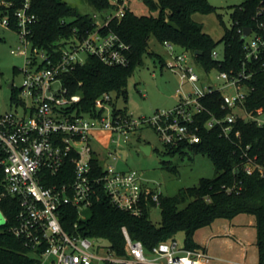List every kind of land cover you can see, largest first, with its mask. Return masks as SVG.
Listing matches in <instances>:
<instances>
[{
	"label": "built area",
	"instance_id": "2783aa9c",
	"mask_svg": "<svg viewBox=\"0 0 264 264\" xmlns=\"http://www.w3.org/2000/svg\"><path fill=\"white\" fill-rule=\"evenodd\" d=\"M118 9L106 12L104 22L88 32L70 47H63L58 54L34 48L30 36L37 21L31 12V2L26 0L14 13L15 26L21 46L15 55L25 57L21 70L24 81L19 88L18 106L21 112L0 115V209L6 224L9 217L1 206L11 196L17 200L15 225L10 231L25 241L31 255L41 264H209L211 256L203 249L181 248L177 241H164L148 250L142 241L131 239L123 228L126 239L125 255L119 256L99 240L83 236L76 230L80 221H86L95 184H103L113 204L135 217L144 214L151 204L160 206V195L145 190L136 171H119L117 165L103 166V174L96 175L92 167L95 150L94 133L111 134L115 150L107 155L113 161L121 159L122 140L127 142L132 133L144 125L152 127L166 147L179 148L202 141V127L218 129L227 139L234 138L243 150V169L248 175L258 173L264 178V164L258 155L250 154L251 145L243 147L239 120L264 128V110L256 113L247 110L246 102L254 88L251 80L259 70H264V0H261L253 17L254 26L244 39L245 58L242 66L228 72L217 71L220 85H201L202 78L194 66L190 52H179L173 44L165 42L171 61L166 66L180 75L181 88L177 91L178 105L169 110H158L151 117L136 120L129 112H122L113 100V93H106L95 101V115H79L76 105L83 100L80 94L69 95L63 76L83 66L90 56L109 67L129 64L130 46L113 32L102 29L117 18L122 19L127 10V0H115ZM7 8L11 3L0 1ZM98 20V16L94 15ZM3 27H12L8 15L0 18ZM244 29L240 30L242 38ZM214 60L221 61L215 50ZM210 74V72H206ZM59 87H56V84ZM189 85L191 91L183 89ZM219 92L222 94V111L218 116L209 111L203 100ZM74 108V110H71ZM208 118L202 121V116ZM115 138H118L116 141ZM97 153V152H96ZM96 155V154H95ZM99 161L102 158L97 154ZM67 162L73 164V181L63 184L48 183L61 174ZM77 209L78 221L73 232L61 222V208Z\"/></svg>",
	"mask_w": 264,
	"mask_h": 264
},
{
	"label": "trees",
	"instance_id": "16d2710c",
	"mask_svg": "<svg viewBox=\"0 0 264 264\" xmlns=\"http://www.w3.org/2000/svg\"><path fill=\"white\" fill-rule=\"evenodd\" d=\"M11 3V7L0 3V18L8 15L15 26L14 13L23 6L26 0H0ZM96 11L112 12L118 6L110 0H85ZM151 15L139 16L127 8L122 19H113L102 29L103 33L113 32L130 46L129 64L127 66L109 67L96 57L90 56L83 66L63 76V83L68 94H80L82 102L75 106L79 115H95V101L106 93H117L127 100L128 81L137 69L141 68L150 53V41L154 38L160 44L168 42L182 51L190 52L194 60L205 72L212 70L228 72L238 70L245 58L244 39L239 33L244 28L254 26L253 17L261 0H246L236 7L232 18L233 27L226 31L221 41L216 42L205 33L201 24L194 21L195 14H211L216 8L208 0H141ZM31 12L37 21L32 29L30 39L33 47L49 53L58 54L63 47H70L76 40L100 25L94 16L81 15L64 0H30ZM156 14V15H154ZM224 45V59L214 60L213 52ZM196 52H202L197 56ZM161 63L164 60L160 57ZM254 91L250 94L246 107L251 113L264 110V70H259L250 82ZM14 85L13 88L14 89ZM18 98V97H17ZM16 93L13 102L17 100ZM222 94L215 92L203 100L204 105L218 116H225L221 110ZM71 110H74L72 108ZM128 112L127 108L120 109ZM208 118L202 116V121ZM236 127L241 131L242 145H251L250 154L258 155L259 163L264 164V128L254 123L239 120ZM202 141L195 145H182L169 148V153L192 151L211 159L216 176L202 179L195 187L181 189L173 197H160L162 221L159 226L150 219V210L155 204L145 208L144 214L135 217L118 209L106 193L103 184H95L96 193L92 199L90 216L80 221L77 232L83 236L99 240L105 247L117 255H125L126 239L123 228L136 241H142L146 249L164 241H177V234L185 232L186 248L200 249L195 241L196 232L211 226L218 219L232 220L238 215H252L256 219V246L259 253V264H264V178L258 173L248 175L243 169V150L237 146L234 135L227 139L218 129L208 130L202 127ZM96 154V155H95ZM92 167L96 175L103 174V164L95 152ZM73 181V164L67 162L59 176L48 184H63ZM1 206L9 223L0 226V264H41L39 258L31 255L30 248L22 239L10 231L15 225L18 211L17 200L7 197ZM78 213L73 206L61 208L63 227L73 232Z\"/></svg>",
	"mask_w": 264,
	"mask_h": 264
},
{
	"label": "rangeland",
	"instance_id": "374dc122",
	"mask_svg": "<svg viewBox=\"0 0 264 264\" xmlns=\"http://www.w3.org/2000/svg\"><path fill=\"white\" fill-rule=\"evenodd\" d=\"M64 1L75 8L81 15H97L99 25H102L106 18L103 12L96 11L85 0ZM110 1L116 3L115 0ZM208 1L216 8V11L206 15L195 14L193 19L202 25L205 33L209 34L216 42H219L226 31L233 27L232 15L236 7L242 5L246 0ZM127 8L139 16L152 14L141 0H127ZM19 38L20 36L16 30L3 27L0 20V115L11 112L16 113L17 111L21 112L18 109L19 88L22 87L24 81V74L21 70L25 66V57L13 53L21 46ZM149 51L154 55L146 57L144 65L137 69L128 81L126 102L117 93L112 94L117 108H127L136 120H140L143 117H151L158 110L173 109L180 101L176 97L177 91L181 88L180 75L168 68L166 64L163 65L159 57H157L160 56L164 62L171 61L166 47L152 38ZM178 51L181 52L182 49H178ZM216 51L222 57L224 55V45L220 44ZM194 66L202 78L201 85L207 83L220 85V82L216 79L218 75L216 70L206 74L196 61ZM11 84L14 85V89L10 88ZM183 90L189 92L191 87L187 85ZM15 93L16 98H18L13 102ZM94 135L99 140L95 145L93 143V146L97 148L95 151L97 152L98 150L99 155H102L104 167L109 164H115L119 171H136L142 179L144 189L152 190L159 194L160 197H173L181 189L198 186L202 179H212L216 176L215 167L210 158L203 155H195L190 150H185L183 154L169 153L159 135L148 125H144L132 133L127 142L122 140L121 159L118 161H113L107 155L109 150L113 151L117 147V144L112 143L111 134L105 131H98ZM115 139L118 141V138ZM145 146L151 147L150 153L142 151L141 147ZM86 216L89 217L90 212H87ZM150 219L157 226L161 224L162 216L159 207L153 206L151 208ZM255 220L252 215L241 214L235 222L248 224L249 221ZM219 222L225 221L220 220ZM4 225H6V220L0 209V226ZM252 230L248 229L245 231L249 240L252 237ZM176 238L181 248L186 247L185 232H179ZM228 261H230V257ZM44 264L50 263L45 262Z\"/></svg>",
	"mask_w": 264,
	"mask_h": 264
},
{
	"label": "crops",
	"instance_id": "0c3cea01",
	"mask_svg": "<svg viewBox=\"0 0 264 264\" xmlns=\"http://www.w3.org/2000/svg\"><path fill=\"white\" fill-rule=\"evenodd\" d=\"M113 4L116 5V3ZM98 140L99 138L95 135L92 146ZM93 148L94 150L97 149L94 146ZM99 156L101 157L102 155L100 154ZM240 216L238 215L232 220L218 219L211 226L196 232L194 241L200 249L207 251L211 256L210 264H228V262L229 264H259V253L256 246V220L249 221L248 224L236 223L235 221ZM220 220L225 222L220 223ZM248 229H253L250 240L245 234ZM229 257L230 261H228Z\"/></svg>",
	"mask_w": 264,
	"mask_h": 264
},
{
	"label": "water",
	"instance_id": "95a60500",
	"mask_svg": "<svg viewBox=\"0 0 264 264\" xmlns=\"http://www.w3.org/2000/svg\"><path fill=\"white\" fill-rule=\"evenodd\" d=\"M251 33V28H245L244 30V36L243 39H245L246 37H248ZM197 56L202 55V52H196ZM56 87H59V84H56ZM10 88H13V84L10 85ZM142 151H144L145 153H150L151 152V147L149 146H145V147H141Z\"/></svg>",
	"mask_w": 264,
	"mask_h": 264
}]
</instances>
